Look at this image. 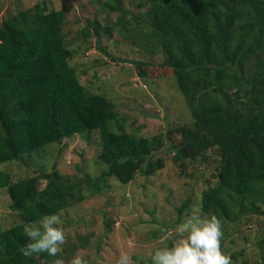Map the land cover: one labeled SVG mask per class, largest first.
I'll use <instances>...</instances> for the list:
<instances>
[{"label": "trees", "instance_id": "obj_1", "mask_svg": "<svg viewBox=\"0 0 264 264\" xmlns=\"http://www.w3.org/2000/svg\"><path fill=\"white\" fill-rule=\"evenodd\" d=\"M137 6L148 9L142 17L131 14L133 24L127 26L117 0L103 4L108 12L121 13L112 26L121 25L124 43L161 57L155 63L130 61L137 77L145 84L172 81L190 121L150 137L126 132L114 105L82 85L70 64L74 51L63 33L65 11L37 2L0 21V164L43 159L49 144L96 134V161L105 169L94 180L84 177L91 195L104 190L110 177L127 185L164 170L162 150L174 165L199 163L203 174L214 167L215 183L208 181L201 192L200 212L221 220L223 250L227 228L237 232L242 222L264 217V0H137ZM89 24L97 35L112 30L97 20ZM82 33L91 35L86 27ZM211 152L216 158L209 166ZM34 171L20 179L0 171V189L20 220L0 229V264L57 259L46 253L26 259L18 251L29 242L24 230L86 199L76 179L55 170ZM189 204L190 198L178 214ZM105 223L110 231L112 221ZM257 246L263 249L264 237ZM260 259L264 264L262 254Z\"/></svg>", "mask_w": 264, "mask_h": 264}, {"label": "rangeland", "instance_id": "obj_2", "mask_svg": "<svg viewBox=\"0 0 264 264\" xmlns=\"http://www.w3.org/2000/svg\"><path fill=\"white\" fill-rule=\"evenodd\" d=\"M107 1L0 0V21L37 2H45L49 9L65 11L63 33L68 48L74 51L70 64L76 69L82 85L89 91L105 95L114 105L126 132L150 137L183 121H190L189 111L184 104L177 102L179 96L172 81L158 80L145 84L137 77L135 66L130 61L155 63L161 57L150 58L138 48L123 42L118 32L121 25L112 26L121 13L108 12L107 8H103ZM117 1L125 13L123 19L127 26L133 24L131 14L142 17L148 9L138 8L137 0ZM92 20L112 28L110 34L99 32L97 35L89 24ZM85 27L90 31V37H84L82 30ZM100 48L111 57H106ZM45 150L47 154L43 159L0 164V171L10 173L13 179H20L36 174L34 170L38 168L46 173L55 170L81 183L86 199L57 214L63 221L66 243L56 258L61 259L63 264H70L77 254L82 255L88 264H117L123 252H127L133 261L151 264L150 253L157 247L169 245L171 230L194 210H200L201 192L208 181L211 185L215 183L210 175L214 167L203 174L205 167L199 163L174 165L171 157L162 150L160 153L167 162L164 170L150 176H137L127 185L110 177L104 183V190L91 195L84 185V177L94 180L105 169L96 161L100 154L96 134H92L90 140L74 136L60 144H49ZM208 156L207 163L212 166L215 155L211 152ZM200 173L203 177L199 178ZM188 198L189 208L178 214ZM109 220L112 225L110 231H106L105 221ZM18 223L17 213L10 209L8 194L0 189V229ZM164 229H168V233ZM262 237L264 217L258 223L252 221L245 225L242 222L237 232L227 228L223 251L236 256L232 259L233 264H261L260 254L264 256V247L260 250L257 244Z\"/></svg>", "mask_w": 264, "mask_h": 264}, {"label": "clouds", "instance_id": "obj_3", "mask_svg": "<svg viewBox=\"0 0 264 264\" xmlns=\"http://www.w3.org/2000/svg\"><path fill=\"white\" fill-rule=\"evenodd\" d=\"M29 242L18 251L31 259L46 253L58 257L66 243L63 221L57 214L43 216L25 228ZM168 229H164L168 233ZM169 246L157 247L150 253L151 264H233L230 254L222 250L224 229L215 214L202 215L199 209L187 215L168 236ZM52 264H63L61 259ZM70 264H88L80 254L74 255ZM117 264H140L127 252L120 254Z\"/></svg>", "mask_w": 264, "mask_h": 264}]
</instances>
